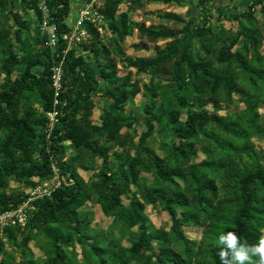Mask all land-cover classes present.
Returning <instances> with one entry per match:
<instances>
[{"label":"trees","instance_id":"trees-1","mask_svg":"<svg viewBox=\"0 0 264 264\" xmlns=\"http://www.w3.org/2000/svg\"><path fill=\"white\" fill-rule=\"evenodd\" d=\"M187 1L129 0L128 8ZM17 3L33 12L37 25L43 17L38 0H0V212L25 198L5 192L8 180L34 186L51 177L55 162L70 181L33 202L23 229H3L0 264H221V233L234 231L241 243H258L264 234V155L251 138L264 132L259 113L264 55L253 10L258 6L264 32V0H251L232 16L239 25L234 32L207 23L206 0L196 1L201 16L188 21L173 12L158 15L180 28L134 22L119 9L124 0H101L95 11L109 38L85 21L89 37L80 48L90 61L74 49L63 52L71 0H45L47 24L57 37L54 48L46 45V35L31 41L23 35L30 27L15 10ZM133 30L140 40L164 44L149 57L125 56L121 45ZM59 62L60 89L54 96L50 69ZM119 64L148 75L149 82L119 75ZM14 72L18 76L11 79ZM139 94L144 98L140 119L123 113ZM96 97L105 102L98 124L91 119ZM234 97L243 110L219 114L222 106L235 103ZM53 109L58 123L47 137L45 114ZM139 121L144 130L134 142L127 130ZM155 134L172 137L163 157L148 146ZM113 148L119 151L109 153ZM198 154L202 158L196 161ZM79 169L95 173L84 180ZM90 201L119 224L118 238L95 233L80 214ZM148 206L167 214L168 230L150 225ZM187 227L202 228L200 239H190ZM125 237L131 240L128 246L122 245ZM30 242L43 258H35ZM5 245L17 257L5 252Z\"/></svg>","mask_w":264,"mask_h":264},{"label":"rangeland","instance_id":"rangeland-1","mask_svg":"<svg viewBox=\"0 0 264 264\" xmlns=\"http://www.w3.org/2000/svg\"><path fill=\"white\" fill-rule=\"evenodd\" d=\"M91 0H86L84 4H88ZM197 0H188L186 3L181 5L176 4H162V3H150V2H143V5L141 8L138 9H129V0H124V3L120 5L119 9L121 12L128 13L129 18L138 23H144L146 26H164L166 28H180V25L175 24L172 21H166L164 19L159 18L158 15L164 13V12H173L175 14L180 15L185 21H188L191 19L193 15L201 16L200 8L196 5ZM251 0H206V7L208 8V15L206 16V21L208 24L217 27V28H224L229 29L231 31H237L239 28L238 23L233 20L232 16L237 15L239 13H242L246 10L247 6L250 4ZM101 3V0H96L94 5L97 7ZM82 4V5H84ZM74 1L71 2V9H73ZM84 6L78 10V13L80 10H82ZM16 11L19 12L20 17L23 21L28 22L30 30L29 32H24V36L29 39L30 41L35 39L37 34L39 36L46 35L49 31L48 28H44L42 23L40 25H37L33 12L30 10H23L22 6L20 4H16ZM73 12V11H72ZM70 11L69 16L66 19V23L70 27L72 24V20L75 19L74 12L72 13ZM78 15V14H77ZM253 15L255 19L257 20V27L261 33L262 36V42L260 45V52L264 55V32L261 30V24L263 22V17L259 12L258 6L254 7ZM90 18L94 20L93 24L98 28L100 34L103 36V39L109 38V33L106 31V29L103 27L105 23L98 19L96 15H91ZM243 22H245V19L241 18ZM103 25V26H102ZM14 31V30H13ZM88 37L85 38L84 41L81 43H84L88 40ZM72 46L71 49L75 50L76 54H81V48L80 44ZM164 44L163 41H159L157 43H148L144 40H140L137 36V33L135 30L131 32L129 36H127L121 47L122 51L124 52L125 56H128L130 58H138V57H149L154 54V47L155 46H162ZM135 45H146V48H136ZM86 60H91V55L89 53H83ZM40 68L34 67L32 69L33 72L38 73ZM119 69V75H124L127 73H130V76L132 79L138 81L140 84L142 83H148L150 80V77L146 74H139L136 73L134 69L132 68H124L121 64L118 65ZM18 76L17 72H14L11 76V79H14ZM235 103L229 106H222L221 110L218 112L219 114L224 113H233V112H240L243 110V104L240 102H237L236 97H234ZM104 99L96 97L95 98V108L92 113V122L99 123V114L101 112L102 107L104 104ZM143 104H144V98L139 94L137 95L130 103L124 106L123 113L126 115H132L136 118H141L143 116ZM207 109L210 111L211 108L207 107ZM181 118H184V110H181ZM259 113L261 115L260 121L264 122V105H260ZM144 130V127L142 123L136 122L133 124V126L127 130V132L132 135L134 142L138 140V137L140 133ZM126 130L124 129L122 132L124 133ZM172 142V137L169 134H155L151 136L148 139V146L155 152L156 155L163 157L166 152L169 150V145ZM251 143L254 147V149L262 153L264 155V132L255 134L251 138ZM119 149L113 148L110 150L111 152H118ZM202 158L200 154L197 155L195 158L196 161H199ZM109 163L113 167L115 166V163L112 158H109ZM96 169L100 167V160H95ZM78 173L80 176L87 180L92 175H94L95 172L89 171V170H78ZM141 178L145 182H149L150 178L142 174ZM33 181L37 182L36 179H33ZM38 183V182H37ZM29 186H26L22 183H18L13 180H8V187L6 189V193L16 192V193H25ZM125 203L126 201L123 200ZM80 214L84 217H86L90 223V227L94 230L95 233H112L113 236L119 237L118 235V223H114L110 218L103 215L101 212V209L98 204H96L94 201L88 202L85 206H83L80 209ZM145 214L149 219L150 225L156 229L162 228L164 230H168L170 226V221L167 216V214L160 209V207H146ZM135 229H133L134 231ZM185 234L193 240H199L202 235V228H195V227H187L184 228ZM130 239L128 237L122 238L121 242L122 245L128 246L130 243ZM29 247L34 253L35 258H43V253L39 248L33 243H29ZM76 251H78V248H76ZM5 252L11 253L15 257H17V254L14 252V249L10 248L8 245H5Z\"/></svg>","mask_w":264,"mask_h":264},{"label":"built area","instance_id":"built-area-1","mask_svg":"<svg viewBox=\"0 0 264 264\" xmlns=\"http://www.w3.org/2000/svg\"><path fill=\"white\" fill-rule=\"evenodd\" d=\"M96 0H91L88 4L84 5V8L79 11L76 20L71 24L67 33L62 35V40L66 44V48L63 52L70 50L72 46L81 43L87 38L88 33L85 28V21L94 22L90 16L98 15L94 10V3ZM38 9L42 13V25L44 28H48L46 45L50 48H54L57 44V37L54 34V27L47 24V8L45 0H38ZM51 85L54 89V96H56L60 89L61 79V62L51 67ZM59 102L54 99L53 105L56 106ZM47 118V124L45 127V133L49 137L54 125L58 123L56 109L45 114ZM52 175L50 178L39 181L36 185L30 186L24 193L25 198L14 208H10L0 212V236L4 228L12 227L23 229L29 219L30 213L34 209L33 202L45 197H50L53 191L60 188L62 185L67 184L70 180L67 178V174H62L55 162L51 163Z\"/></svg>","mask_w":264,"mask_h":264},{"label":"clouds","instance_id":"clouds-1","mask_svg":"<svg viewBox=\"0 0 264 264\" xmlns=\"http://www.w3.org/2000/svg\"><path fill=\"white\" fill-rule=\"evenodd\" d=\"M217 246L221 264H264V234L258 243L249 245L241 243L236 232L228 231L219 235Z\"/></svg>","mask_w":264,"mask_h":264},{"label":"crops","instance_id":"crops-1","mask_svg":"<svg viewBox=\"0 0 264 264\" xmlns=\"http://www.w3.org/2000/svg\"><path fill=\"white\" fill-rule=\"evenodd\" d=\"M74 1V6H73V9H71V7H70V11L72 12H74V17H75V19L74 20H72V23L76 20V18H77V14H78V10L79 9H81L85 4V1L86 0H71V2H73ZM82 4H84V5H82ZM72 12V13H73ZM84 52L83 51H81V54H83ZM94 123V122H93ZM96 124H98V123H96ZM64 144H65V146H66V148H67V146H68V144L70 145V143L69 142H64Z\"/></svg>","mask_w":264,"mask_h":264}]
</instances>
